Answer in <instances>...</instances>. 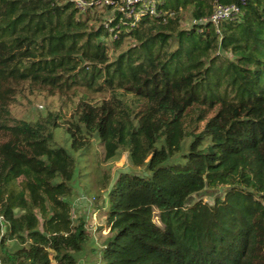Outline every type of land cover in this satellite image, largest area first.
Returning <instances> with one entry per match:
<instances>
[{
	"label": "trees",
	"instance_id": "1",
	"mask_svg": "<svg viewBox=\"0 0 264 264\" xmlns=\"http://www.w3.org/2000/svg\"><path fill=\"white\" fill-rule=\"evenodd\" d=\"M217 2L240 21L182 25ZM159 9L111 40L107 8L0 0V264H78L90 237L59 127L74 151L99 138L106 161L126 152L135 169L106 196V264H264V0ZM37 95L71 100L70 118L14 116ZM206 191L213 204L193 200Z\"/></svg>",
	"mask_w": 264,
	"mask_h": 264
},
{
	"label": "rangeland",
	"instance_id": "2",
	"mask_svg": "<svg viewBox=\"0 0 264 264\" xmlns=\"http://www.w3.org/2000/svg\"><path fill=\"white\" fill-rule=\"evenodd\" d=\"M182 13L184 14L183 11ZM192 24L191 21H184L182 25L191 27ZM110 42V39L106 40V44L111 47ZM112 56H114L113 53ZM73 108L74 104L71 100L64 101V98L59 96L37 95L31 98V103L30 100H21L12 107V110L14 116L19 119H34L47 111H58L61 122H63L70 118ZM51 144L53 148L65 149L76 162V177L72 183L76 192L73 202L74 216L87 217V229L90 236L83 251L75 255L77 263L106 264L103 259L102 246L109 236V228L106 223V212L108 211L106 196L121 172L135 169L132 168L126 152L117 161H106L105 150L99 138L95 139L89 147L78 152L74 151L71 136L65 127L54 130V140ZM184 162L185 160L176 157L171 158L166 165ZM215 196H217L216 191H206L195 195L193 200L203 199L204 202L213 204ZM248 205L251 208L259 209V204L254 200H250ZM156 222H158L157 219Z\"/></svg>",
	"mask_w": 264,
	"mask_h": 264
},
{
	"label": "built area",
	"instance_id": "3",
	"mask_svg": "<svg viewBox=\"0 0 264 264\" xmlns=\"http://www.w3.org/2000/svg\"><path fill=\"white\" fill-rule=\"evenodd\" d=\"M82 11L93 8L108 11L103 17L102 24L111 34L110 39L117 38L119 32L124 29L129 32L136 28L141 20L147 16L160 18L164 12L159 9L162 0H71ZM242 8L237 4L215 3L213 13L209 18L193 21L192 25L213 23L218 27L224 21H240ZM118 31V33H116Z\"/></svg>",
	"mask_w": 264,
	"mask_h": 264
}]
</instances>
